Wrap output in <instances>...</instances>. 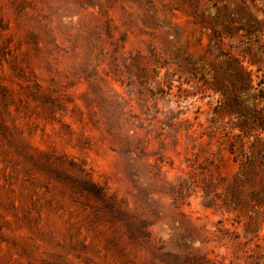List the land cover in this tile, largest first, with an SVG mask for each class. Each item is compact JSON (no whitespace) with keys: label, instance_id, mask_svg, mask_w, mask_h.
<instances>
[{"label":"rangeland","instance_id":"374dc122","mask_svg":"<svg viewBox=\"0 0 264 264\" xmlns=\"http://www.w3.org/2000/svg\"><path fill=\"white\" fill-rule=\"evenodd\" d=\"M0 264H264V0H0Z\"/></svg>","mask_w":264,"mask_h":264},{"label":"trees","instance_id":"16d2710c","mask_svg":"<svg viewBox=\"0 0 264 264\" xmlns=\"http://www.w3.org/2000/svg\"><path fill=\"white\" fill-rule=\"evenodd\" d=\"M86 186H88L89 188H93L94 187V185L92 183H90V182Z\"/></svg>","mask_w":264,"mask_h":264}]
</instances>
